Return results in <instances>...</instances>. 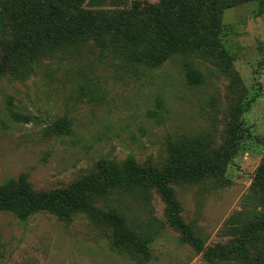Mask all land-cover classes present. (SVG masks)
Returning <instances> with one entry per match:
<instances>
[{"label":"rangeland","instance_id":"rangeland-1","mask_svg":"<svg viewBox=\"0 0 264 264\" xmlns=\"http://www.w3.org/2000/svg\"><path fill=\"white\" fill-rule=\"evenodd\" d=\"M133 1L0 0V59L4 44L39 26L44 11L108 18ZM163 7L181 15L169 21L168 41L142 16L133 23L134 41L66 38L17 58V73L0 77V183L26 173L37 190L65 187L95 172L101 158L121 164L129 155L160 169L173 145L200 136L219 146L241 101L238 148L224 176L173 185L204 249L232 247L264 219V191L255 184L264 158V4L165 0ZM141 39L151 55L138 51ZM99 205L121 212L138 233L156 230L151 260L117 246L111 228L83 213L21 221L2 211L0 264H255L238 256L211 262L196 252L167 222L155 189L113 194ZM256 235L246 246L264 264V231Z\"/></svg>","mask_w":264,"mask_h":264},{"label":"trees","instance_id":"trees-1","mask_svg":"<svg viewBox=\"0 0 264 264\" xmlns=\"http://www.w3.org/2000/svg\"><path fill=\"white\" fill-rule=\"evenodd\" d=\"M163 1L165 0L152 3L135 0L131 7L110 13L108 18L81 9L72 12L44 11L43 22L39 26L31 27L4 44L0 59V77L17 73V58L42 44H56L66 38L77 39L85 36H93L99 41L111 35L134 41L133 23L142 16L153 20L160 36L168 41L171 36L169 21L172 17L181 15L175 10L164 8ZM263 4L264 0H261L260 10ZM136 46L138 51L142 50L151 55V48L143 39ZM239 87V93H246L243 83ZM241 112V101H238L232 107V120L219 146H209L200 136L173 145L169 148L166 164L160 169L150 164L141 165L133 155H129L121 164L101 158L95 172L73 181L68 186L50 190L35 189L26 173L16 178H8L0 183V212H10L21 221H27L37 213H50L60 219L83 213L95 222L111 228L117 246L149 261L153 256L151 244L156 238V230L138 233L127 225L121 212L114 208L105 210L99 203L113 194H133L155 189L166 203L167 222L196 252L202 253L211 262L238 256L254 260L255 264H263L260 258L250 255L246 244L255 240L257 231H264V219L251 222L237 245L206 250L194 234L192 224L183 219V208L173 186L195 182L204 177L224 176L238 148V134L242 126L239 120ZM69 124L68 119H62V132L67 133L70 130ZM255 184L264 191V158L257 167Z\"/></svg>","mask_w":264,"mask_h":264}]
</instances>
